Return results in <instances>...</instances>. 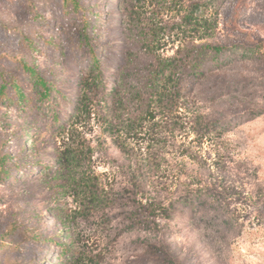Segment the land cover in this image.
Segmentation results:
<instances>
[{
	"label": "rangeland",
	"instance_id": "rangeland-1",
	"mask_svg": "<svg viewBox=\"0 0 264 264\" xmlns=\"http://www.w3.org/2000/svg\"><path fill=\"white\" fill-rule=\"evenodd\" d=\"M77 1L0 0V264H264V0Z\"/></svg>",
	"mask_w": 264,
	"mask_h": 264
},
{
	"label": "trees",
	"instance_id": "trees-1",
	"mask_svg": "<svg viewBox=\"0 0 264 264\" xmlns=\"http://www.w3.org/2000/svg\"><path fill=\"white\" fill-rule=\"evenodd\" d=\"M64 1V7H69V4L72 3L74 6V9L79 8V2L77 0H63ZM91 21L90 20H85V29L87 31L88 27L91 26ZM89 36V35H88ZM36 41V40H35ZM35 41H33L32 39L30 41H28L31 49L35 47ZM86 41L88 43H90V48H91V53L93 54V63L94 66L99 70V75L102 78V63H101V55L99 54V52L97 54H95V50L93 49V44H91V38L90 37H86ZM230 51L233 52V50H229L226 47H219V46H203L202 48H200L199 50H197V57H198V62L193 70V72H190L189 74L187 73L185 76V79L182 80L181 79V83H187V82H194L196 79V77H198V73L203 72V68H202V60L201 58L203 56H211L210 61L217 65V67H220V63H221V59L222 57L230 54ZM200 69V70H196V69ZM25 78H21L19 77V80H15V78H9V77H5L2 78L3 82L0 85V96H6V99L11 100L13 99V95H17L18 98L22 101H25L27 103V101H29V96L25 93L24 90V83L26 81V79L31 80L33 87L39 92L41 98L43 100H54L56 94H53L52 91V82L45 76L41 75L40 73L37 72V70L34 67H26L25 69ZM195 74V76H194ZM161 75L162 73H158L156 72V75L151 78V82L149 84V90L156 93L158 91V88L160 86V81H161ZM189 77V78H186ZM58 93L59 90H58ZM1 98V97H0ZM221 125V124H220ZM222 129L225 130L228 125L224 124L221 125ZM9 159V156H5L0 160V175L4 178L6 176L10 175V171L7 170L5 168L7 160ZM206 194L204 192L201 193H195L193 196H191L188 200H179L178 203L181 204L182 206L185 207H189L191 209L192 213H195V211H197V209L207 203V198H205ZM174 208V207H173ZM172 209V207H171ZM42 237L41 236H35L34 240L37 242H41ZM57 247H60L62 249V251H66V246H64L61 242L57 243L56 242Z\"/></svg>",
	"mask_w": 264,
	"mask_h": 264
}]
</instances>
